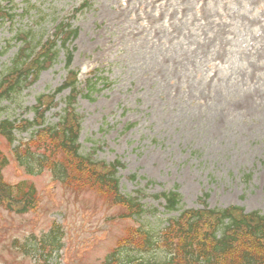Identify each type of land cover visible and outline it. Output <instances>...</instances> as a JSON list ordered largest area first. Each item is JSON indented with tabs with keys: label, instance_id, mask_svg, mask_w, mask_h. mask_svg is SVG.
I'll return each instance as SVG.
<instances>
[{
	"label": "rangeland",
	"instance_id": "1",
	"mask_svg": "<svg viewBox=\"0 0 264 264\" xmlns=\"http://www.w3.org/2000/svg\"><path fill=\"white\" fill-rule=\"evenodd\" d=\"M16 1L18 15L0 24V79L21 46L17 31L36 42L60 25L77 30L68 43L71 68L98 90H84L77 103L82 151L122 163V193L160 211L146 214L143 226L166 225L171 213L157 195L171 190L182 196L180 210L240 206L264 215V25L257 26L262 9L252 0ZM68 70L62 50L38 82L0 100V119L33 121L37 97L54 93ZM68 93L47 113L51 125ZM34 130L15 133L16 144ZM0 152L9 160L6 179H26L40 193L39 207L25 215L0 206V264H45L41 238L55 221L66 251L47 264H101L134 225L96 194L55 184L50 173L20 175L3 137Z\"/></svg>",
	"mask_w": 264,
	"mask_h": 264
},
{
	"label": "trees",
	"instance_id": "2",
	"mask_svg": "<svg viewBox=\"0 0 264 264\" xmlns=\"http://www.w3.org/2000/svg\"><path fill=\"white\" fill-rule=\"evenodd\" d=\"M71 59L70 55L69 63ZM14 72L15 69L9 73ZM20 72L7 80L17 81ZM3 85L1 82L0 90ZM43 100V97L38 99L39 106L43 105ZM79 129V119L67 117L64 123L41 130L35 141L24 144V148H16L22 155L16 157L17 163L29 174L49 170L56 180L72 174L91 175L89 182H96L104 197L121 207L122 216L125 212H133L128 214L132 218L142 216L141 206L120 194L118 179L113 171L104 165L94 164L79 153ZM1 130L13 146V124L5 121ZM35 144L37 148L32 151L31 146ZM1 164L6 167L8 159L2 157ZM25 188L24 185L15 187L1 183V204L7 210L20 214L29 212L33 208L31 196L23 202L20 200L27 194ZM177 204L178 201L173 198L172 209ZM226 219L229 221L226 222ZM129 231L103 264H264V217L256 212L245 214L239 208L224 212L187 211L161 232L157 227L148 225Z\"/></svg>",
	"mask_w": 264,
	"mask_h": 264
}]
</instances>
